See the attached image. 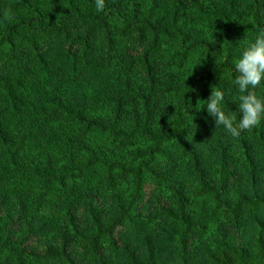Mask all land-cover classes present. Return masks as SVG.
Returning a JSON list of instances; mask_svg holds the SVG:
<instances>
[{
  "label": "trees",
  "instance_id": "obj_1",
  "mask_svg": "<svg viewBox=\"0 0 264 264\" xmlns=\"http://www.w3.org/2000/svg\"><path fill=\"white\" fill-rule=\"evenodd\" d=\"M260 29L264 0H0V264H264V120L196 108Z\"/></svg>",
  "mask_w": 264,
  "mask_h": 264
},
{
  "label": "clouds",
  "instance_id": "obj_2",
  "mask_svg": "<svg viewBox=\"0 0 264 264\" xmlns=\"http://www.w3.org/2000/svg\"><path fill=\"white\" fill-rule=\"evenodd\" d=\"M94 3L97 11L103 10L105 0H94ZM234 47L230 87L225 89L219 83L212 86L208 98L196 108L203 107L215 126L222 127L232 137H239L264 120V29L238 41ZM233 90L239 93L235 99H231ZM226 97L236 105L231 115L224 111Z\"/></svg>",
  "mask_w": 264,
  "mask_h": 264
}]
</instances>
